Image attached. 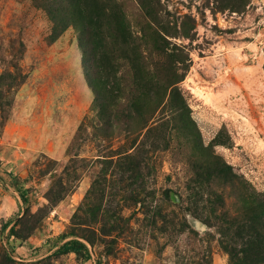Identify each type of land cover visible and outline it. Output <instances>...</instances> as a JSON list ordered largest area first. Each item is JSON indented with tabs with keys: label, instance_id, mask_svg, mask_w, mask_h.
Returning a JSON list of instances; mask_svg holds the SVG:
<instances>
[{
	"label": "rangeland",
	"instance_id": "rangeland-1",
	"mask_svg": "<svg viewBox=\"0 0 264 264\" xmlns=\"http://www.w3.org/2000/svg\"><path fill=\"white\" fill-rule=\"evenodd\" d=\"M45 1L0 0V264L264 262V0Z\"/></svg>",
	"mask_w": 264,
	"mask_h": 264
},
{
	"label": "trees",
	"instance_id": "trees-1",
	"mask_svg": "<svg viewBox=\"0 0 264 264\" xmlns=\"http://www.w3.org/2000/svg\"><path fill=\"white\" fill-rule=\"evenodd\" d=\"M45 2L46 3H43L44 10L48 13L54 24L61 26V28H63L64 30L72 26L76 18L82 22V27L86 32H89L90 28H92V23L86 18L83 8L78 4L77 0H68L67 2L68 5L65 6H61V5L56 6V4L49 3L47 1ZM10 176L12 175L10 174ZM20 194L22 198L25 199L26 195L22 193ZM13 231L14 230H12V232ZM256 234L258 237L261 236L264 239V235H262L261 232ZM86 240L91 244L93 243V241H90L89 239ZM250 244L253 245L254 243H250ZM253 249L257 250V254L260 255L263 249L262 241L258 243V245L255 244V247L253 246ZM249 251L251 252L253 250H249ZM59 252H61L62 254L75 253L78 256H81L85 261L91 259V253L87 245L77 239L66 242L59 249ZM231 256L233 257V255ZM97 264H101V262H98ZM234 264H264V262L259 260L257 262L254 261L252 262L251 259H246L245 261H240V262L236 261Z\"/></svg>",
	"mask_w": 264,
	"mask_h": 264
}]
</instances>
